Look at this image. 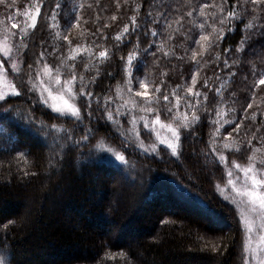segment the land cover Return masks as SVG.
Segmentation results:
<instances>
[{
  "label": "trees",
  "instance_id": "trees-1",
  "mask_svg": "<svg viewBox=\"0 0 264 264\" xmlns=\"http://www.w3.org/2000/svg\"><path fill=\"white\" fill-rule=\"evenodd\" d=\"M5 2L11 4L12 0ZM53 2L46 0L49 7L43 10L37 28L25 38L27 62H33L34 57L45 52L50 64L57 63L47 53L56 48L66 53L68 41L62 39L65 35L72 41L73 48L78 44L92 48L96 41L100 48L92 50L98 54L99 50L107 48L111 58L99 66L101 75L90 87L95 94L91 101L93 109L97 108V100L99 109L89 119L83 102L76 101L84 116L82 123L35 102L36 95L28 93L26 86L21 84L22 80H27L26 66L20 77L9 69V79L14 80L22 94L9 97V103L5 105L10 109L8 112L0 110V128L4 129L0 132V255L8 264H242L240 217L236 205L224 198L231 196L224 191L226 170L214 156L206 155L209 137L214 131L207 115L200 112V124L191 130H181L176 156L165 145L159 144L156 132L145 130L142 122L137 124L140 140L145 146L156 144L157 151L145 152L136 147V137L131 131L133 126L129 123L131 116L117 117L118 124L103 118L106 98L116 101L110 105L113 109L121 103L116 96L117 88H123L125 81L124 62L120 57L126 58L133 50L136 36H126L119 48L114 37L129 23V17L134 14L132 9L137 3L143 4L138 14L143 32L154 27L143 22L149 10L154 15L159 12L170 14L171 20L190 10L187 7L189 0H148L147 3L128 0L127 5L120 0L122 7L119 9L116 0H57L63 5L60 28L50 27L48 17ZM201 2L203 0H191L193 5ZM235 2L229 0V4ZM28 3L29 0H15L16 7L11 9L0 4V17L10 24L7 16L14 15L17 9L22 12ZM80 5L84 7L80 8ZM208 14L211 15V11ZM113 15L117 16L116 21L111 19ZM76 17H81L80 27L71 28L69 33V25ZM22 19V16L18 17L17 22ZM189 19L196 21L193 34L198 33V24L202 22L198 12L192 18H185L181 32L192 27ZM249 22L254 26L246 30L244 26ZM105 25L109 27L105 28ZM261 25H264V15L254 19L249 11L237 22L236 31L228 32L219 51L224 58L223 50L231 49L226 54L232 65L230 69L221 71L220 67L202 65L200 79L212 77L213 71L219 75L220 80L210 81L209 88L224 84V103L220 107L233 109L232 115L238 121L244 120L247 104L253 102V95L255 97L253 108L247 110L249 119L244 120L240 135L234 134L235 141L242 145L241 152L224 151L229 166L233 160L245 164L250 154L245 151L246 142L254 133L257 137L264 134V85L254 87L264 74ZM98 29V35L102 34L99 39L92 35ZM157 31L161 34L156 37L140 36L136 50L139 64L134 76L146 78L150 86L152 82L159 85L165 80L169 89L174 88L189 78L195 70L194 65L176 59L182 53L181 47L168 56L157 49L162 45L164 52H171L173 44L184 47L188 44L181 33H173L175 38L168 40L163 28ZM56 32H60L61 38L56 37ZM103 36L108 39L103 40ZM245 36L250 38L241 43ZM150 43L152 51H156L155 58L144 53ZM82 55L84 59L78 66L81 73L84 72L83 65L89 63L87 54ZM5 67L8 68V64ZM162 72H167L168 76H162ZM91 75L94 71L87 73L86 78ZM197 89L201 90L199 85ZM137 90L138 85H134L133 95ZM213 95V91L208 92L210 101ZM124 97L128 98L126 90ZM135 99L143 101L142 97ZM213 107L214 102L208 106L210 112ZM124 111L121 107V112ZM183 112L181 107L180 113ZM253 113L257 117L255 122L250 119ZM135 115L141 113L137 111ZM161 120L168 123L169 117L161 114ZM225 127L227 131L222 129V132L227 136L231 126ZM257 128L260 132H256ZM88 129H91L87 132L89 139L81 141ZM69 133L71 139H68ZM76 141L81 142L77 144ZM101 143L124 154L128 163L122 164L112 154L98 148ZM252 143L260 146L256 140ZM21 153L23 158H20ZM118 181H124L126 185H118ZM117 192L120 197L111 198V194ZM54 200L56 204H53ZM26 201L30 202L27 211ZM72 209L81 214L83 221L75 217L77 221L65 222L68 210Z\"/></svg>",
  "mask_w": 264,
  "mask_h": 264
},
{
  "label": "snow or ice",
  "instance_id": "snow-or-ice-1",
  "mask_svg": "<svg viewBox=\"0 0 264 264\" xmlns=\"http://www.w3.org/2000/svg\"><path fill=\"white\" fill-rule=\"evenodd\" d=\"M147 2L148 0H144V3ZM116 3L117 9L122 7L120 0H116ZM0 4L9 9L16 7L15 0H12L11 4H6L5 0H0ZM127 4L128 0H124V5ZM46 7H49L46 0H29L28 5L22 12L17 9L14 15L7 16V21L10 24L0 21V110L8 112L10 109L5 105H8L9 97H19L22 94L14 80L9 79V69L16 77H20L24 74L26 66L27 80H22L21 84L26 86L28 93L36 95L35 102L51 108L52 112L58 113L60 116H70L82 123L84 116L75 102L78 99L83 102V107L87 109L86 115L89 119L92 117L93 112L99 109V100H97V108L93 109L91 101L95 94L90 90V87L96 84L97 78L101 75L99 66L108 61L111 55L107 48L99 50L98 54L94 52L92 48H100V44L96 41H93L92 48L81 44L73 48L72 41L69 40L68 35H65L62 39L68 41L67 52H60L59 48H56L47 53V56L54 57L57 63L50 64L45 52H40L37 57H34L33 62H27L26 51L28 45L25 43V38L37 28V22L42 18L43 10ZM79 7L83 8L84 5ZM88 7H91V5H88ZM142 7L143 4L141 3L135 5L132 9L134 14L129 17V23L125 24L122 32L114 37L117 48L125 42L126 36H132L133 34L136 36V44L133 45V50L128 53L126 58L120 57L121 61L124 62L125 81L123 88H117L116 96L121 103L113 109L110 105L116 104V101L106 98L104 100L105 116L103 118L113 124H118L117 117L131 116L129 123L133 126L131 131L134 132L136 137V147L143 149L145 152L157 151L156 144L145 146L143 141L140 140V131L137 124L142 122L143 128L149 132H156L159 144L165 145L171 151V154L176 156L180 148L181 130H191L195 125L200 124L201 116L199 113H205L214 126V131L209 137V152L206 155L214 156L217 163L225 167L227 182L224 190L230 189L232 195L224 198L226 200L230 199L231 203L236 205L240 217L243 233L242 264H264V134L257 137L254 133L251 139L246 142L245 151L250 154L247 155L245 164L233 160L231 166H229L228 157L224 154V151L241 152L242 145L235 141L234 134L235 136L240 135L244 120L249 119L247 110L253 108L255 97L253 95V102L247 104L244 120L238 121L232 115L233 109L225 110L220 107L224 103L222 91V89L226 90L224 84H221L219 88H209L210 81L220 80L219 75L213 71L212 77L200 79L203 64H208L213 68L220 67L221 71L232 67L226 58V54L231 49H224L225 57L222 58L219 51L220 45L228 32L236 31L237 22L242 21L249 11L254 19H259L260 15H264V0H236L234 4H229V0H219V2L212 0L211 3L203 0L197 5H193L189 0L187 7L190 10L179 18L173 17L171 20L169 19L170 14L159 12L154 15L149 10L143 17V22L145 25L151 24L154 27L146 28L143 32H141V21L138 17ZM149 7L151 8V6ZM62 8L63 5L57 0H54L50 6L48 19L51 21V28H60L59 21L61 20ZM238 8L242 11L238 12ZM209 11H211V15L208 14ZM197 12L199 17L202 18V22L198 24V33L193 34V28L197 27V24L195 20L191 19H189V23L192 27L185 32H181L185 18H192L194 13ZM21 16L23 19L17 22V18ZM111 19L116 21L117 16L113 15ZM209 20L213 23L209 24ZM80 21L81 17L75 18L74 23L69 25V33L71 28L80 27ZM161 21H163V24ZM173 23L176 25L175 28H173ZM253 26V23L249 22L244 27L247 30ZM104 27L107 28L109 25ZM226 27L227 32L225 31ZM158 28L164 29L168 40L175 38L173 33H181L188 46L173 44L171 52H164L161 45L157 50L162 52L164 56H168L170 54L174 55L175 48L181 47L182 53L176 59L193 64L195 69L189 78L184 80L183 84H176L174 88L170 89L167 87L165 80H161L159 85L152 82L150 86L146 82V78L134 76L139 64V56L136 50L139 48L140 36L147 37L151 35L156 37L161 34L157 31ZM261 31L264 32V25H261ZM98 33L99 29L93 32L92 35L99 39L102 34L98 35ZM56 37L61 38L60 32H56ZM249 38L250 36H245L241 43L246 42ZM107 39V36H103V40L106 41ZM189 41L190 43H188ZM152 47L153 45L150 43L144 49V53L155 58L156 51H152ZM237 51H241V49H237ZM84 53L87 54L89 63L83 65L84 72L81 73L78 71V66L79 62L84 59L82 55ZM5 64H8L9 67L6 68ZM93 71L94 75L86 78V74ZM107 75L111 76L112 74L107 73ZM161 75L167 77L168 73L162 72ZM230 75L234 76L235 73H230ZM134 85H138L139 90L135 91L133 95ZM197 85L201 90L197 89ZM259 85H264V74L261 75L254 87ZM125 90L128 93V98L124 97ZM210 91L214 92L212 101L209 100L208 96ZM135 97H142L143 101L138 102ZM216 97H220V99L217 100ZM213 102L214 107L210 112L208 106ZM121 107L125 109L124 112H121ZM181 107L184 108L183 113H180ZM137 111L141 115H135ZM161 114H166L169 117L168 123L161 120ZM256 118L255 113L250 117L253 122ZM157 126L159 129L166 130L168 135L162 138ZM225 126H231V131H228L227 136H224L222 132V129L227 131ZM50 127L56 128V125ZM89 131L91 129L86 130L85 135L81 137V141L89 139L87 134ZM0 132H4V129L0 128ZM256 132H260V128H257ZM71 138L69 133L68 139ZM253 140H256L260 146H254ZM81 141H76V143L79 144ZM98 148L109 152L122 164L128 163L126 156L113 148L106 147L103 143L99 144ZM20 158H23V153H21ZM27 174L25 173V175ZM217 187L219 188V185ZM213 248L215 249L216 246L213 245ZM0 264H6V259L3 256H0Z\"/></svg>",
  "mask_w": 264,
  "mask_h": 264
},
{
  "label": "rangeland",
  "instance_id": "rangeland-1",
  "mask_svg": "<svg viewBox=\"0 0 264 264\" xmlns=\"http://www.w3.org/2000/svg\"><path fill=\"white\" fill-rule=\"evenodd\" d=\"M0 21H4V18L3 17H0ZM76 103V102H75ZM76 106H78L77 105V103H76ZM158 128V130H159V132H160V135L161 136H167L168 135V133H167V131L166 130H164V129H159V127H157ZM227 182V181H226ZM118 185H122V186H124V185H126V182H120V181H118ZM226 186V185H225ZM224 189H225V187H224ZM227 194H229L230 193V195H232V193H231V191H230V189H227V190H224ZM118 193V194H117ZM117 193H113V194H111V198L113 197H116V199L117 198H119L120 197V192H117ZM59 195L61 194V193H58ZM228 196V195H227ZM231 197V196H230ZM53 202V204H56L57 202L54 200V201H52ZM24 206L26 207H24L25 208V210L27 211L28 209V207L30 206V202H28V201H26L25 203H24ZM168 208V207H167ZM69 212H68V214L66 215V217L64 218V220H65V222L66 223H69V222H71L72 220H75V221H77V218L78 219H80L81 218V221H83V217L81 216V214L79 213V212H77V211H73V209L72 210H68ZM77 212V213H76ZM79 213V214H78ZM75 217H77V218H75ZM95 225H93V228L95 229L96 227H94ZM90 227H92V225H90ZM145 232H148V231H145ZM1 256V255H0ZM4 257V256H3ZM5 258V257H4ZM6 259V258H5ZM6 264H8V262H7V260H6Z\"/></svg>",
  "mask_w": 264,
  "mask_h": 264
}]
</instances>
